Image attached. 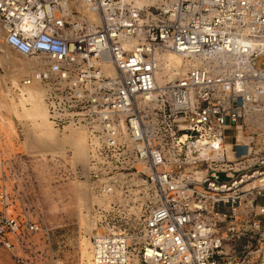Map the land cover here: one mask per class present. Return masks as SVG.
Wrapping results in <instances>:
<instances>
[{
    "label": "built area",
    "instance_id": "2783aa9c",
    "mask_svg": "<svg viewBox=\"0 0 264 264\" xmlns=\"http://www.w3.org/2000/svg\"><path fill=\"white\" fill-rule=\"evenodd\" d=\"M6 50L26 62L8 94L40 89L60 134L85 133L71 172L109 202L96 227L134 208L92 237L94 264H264V0H0ZM4 148L0 249L15 251L50 233L9 212L24 170L7 176Z\"/></svg>",
    "mask_w": 264,
    "mask_h": 264
},
{
    "label": "rangeland",
    "instance_id": "374dc122",
    "mask_svg": "<svg viewBox=\"0 0 264 264\" xmlns=\"http://www.w3.org/2000/svg\"><path fill=\"white\" fill-rule=\"evenodd\" d=\"M25 73V61L9 50L0 53V130L4 138L0 148L4 144L5 169L10 179L15 169L24 170L23 185L10 190L9 212L25 208L48 228L50 234L48 238L42 233L33 234L24 244H18L15 251L0 249V264H17L15 254L21 256L22 264H88L80 258L81 242L87 241L91 248V239L97 231H108L113 225L115 231H120L136 224L129 220L134 208L116 206L108 216L111 219L110 226H106L108 229L99 224L96 227L98 217L93 218L94 207L100 205L108 210L109 202L97 197L86 180L75 179L71 172L76 166L86 164V142L84 147L76 146L78 137L85 133L74 130L60 134L50 122L56 136H41V128L27 113L20 97L8 94L12 83ZM33 88L41 93L40 89ZM25 106L29 108V103ZM262 129L261 124L259 132ZM244 136L245 141L250 140ZM260 137L263 139L260 146L264 149V136ZM54 156H61L64 161L51 162ZM62 205L65 207L60 208ZM67 213L70 215L62 217Z\"/></svg>",
    "mask_w": 264,
    "mask_h": 264
},
{
    "label": "bare ground",
    "instance_id": "6f19581e",
    "mask_svg": "<svg viewBox=\"0 0 264 264\" xmlns=\"http://www.w3.org/2000/svg\"><path fill=\"white\" fill-rule=\"evenodd\" d=\"M3 55V54H1ZM177 66H181L182 62L180 60V58L175 55L174 53H171V55L169 56ZM4 59V58H3ZM17 82H15L14 84H16ZM27 92H25L24 95L20 96V101L23 105V107L25 108V110L27 111V113L29 115H31L34 119V123L37 124V126L39 128H41L42 132L41 134H44L45 137H52L55 134V131L53 132L52 126L50 124L51 120L49 118V114H48V108L46 103H44V96L43 93L41 91L38 92L37 90H35L33 87L32 88H28L26 89ZM27 93V94H26ZM29 103V108H26L25 103ZM52 123V122H51ZM74 131V130H73ZM43 136V135H41ZM56 136V135H55ZM44 137V136H43ZM239 141H245V136L243 132H240L239 135ZM85 135L81 133V135L78 137V140L76 141V146L77 147H84L85 145ZM228 147L231 148V144L228 143ZM63 207L60 208H64L65 205H62ZM70 213H67L65 216L62 217H67L69 216ZM82 245V253H81V259L82 261H87L88 264H94L92 262V252H91V248H89V244L87 241H82L81 242ZM92 247V245H91Z\"/></svg>",
    "mask_w": 264,
    "mask_h": 264
},
{
    "label": "water",
    "instance_id": "95a60500",
    "mask_svg": "<svg viewBox=\"0 0 264 264\" xmlns=\"http://www.w3.org/2000/svg\"><path fill=\"white\" fill-rule=\"evenodd\" d=\"M221 176H222V178H224L225 176H224V174H221Z\"/></svg>",
    "mask_w": 264,
    "mask_h": 264
}]
</instances>
